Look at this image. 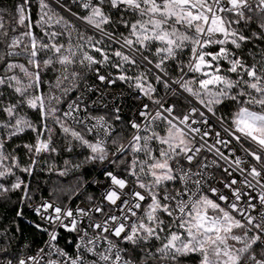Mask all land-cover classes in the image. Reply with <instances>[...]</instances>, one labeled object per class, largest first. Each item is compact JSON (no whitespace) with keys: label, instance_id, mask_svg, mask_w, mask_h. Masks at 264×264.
<instances>
[{"label":"snow or ice","instance_id":"obj_1","mask_svg":"<svg viewBox=\"0 0 264 264\" xmlns=\"http://www.w3.org/2000/svg\"><path fill=\"white\" fill-rule=\"evenodd\" d=\"M76 149L100 197L34 204ZM0 202L47 235L0 264H264V0L0 4Z\"/></svg>","mask_w":264,"mask_h":264},{"label":"trees","instance_id":"obj_2","mask_svg":"<svg viewBox=\"0 0 264 264\" xmlns=\"http://www.w3.org/2000/svg\"><path fill=\"white\" fill-rule=\"evenodd\" d=\"M15 2L16 0H0V4L8 7H11ZM30 136L29 133L24 139L27 140ZM65 159L79 163L83 159L82 150L76 149L72 153L61 151L59 156L54 157L57 166L55 170L37 172L30 179L31 190L35 196L34 204H39L42 199L57 200V202L68 204L76 196V200H87V196L93 188L89 182L101 170V167L99 165H85L79 170L69 167L66 175L61 176L59 172L65 168ZM18 195V193L12 195L13 202L17 200ZM14 207V203L4 204L0 202V227L11 229L13 253L26 255L32 252L36 244L43 240V236L31 225V221H38V217H35L30 209H25L24 217L14 220Z\"/></svg>","mask_w":264,"mask_h":264},{"label":"built area","instance_id":"obj_3","mask_svg":"<svg viewBox=\"0 0 264 264\" xmlns=\"http://www.w3.org/2000/svg\"><path fill=\"white\" fill-rule=\"evenodd\" d=\"M88 83L89 84H98V82L95 81L94 77L90 76L89 77V80H88ZM99 87L101 88V91H106V92H111V93H115L116 94V101H120V96H119V93L121 92V90L124 91L125 93V97H126V101L124 102V110H125V115H130V112H129V108L130 106L133 105V101L130 99V98H127V95H128V90L126 88L125 85H121V84H117L116 86L110 88V89H104V86L103 85H99ZM100 92H96V93H90L89 96H90V100H89V103L91 104V101L92 100H97L99 97H100ZM109 103V106H111V103L113 102L112 101V97L111 96H108L106 95L104 97V101H102L101 103ZM147 102V101H145ZM99 104L97 105V107L99 108ZM93 114H103L102 112H94ZM209 159H211V156L209 157ZM104 180V177L103 175L101 174V170L96 174L94 175L89 184H92L93 185V188L92 190L89 192L88 196H93L95 198H99L100 195H101V185L96 183V181H103ZM87 196V197H88ZM77 199V196L74 197L69 203L71 204L72 207H75L76 205H81V206H85L88 201L87 200H76ZM45 200H49V199H45ZM68 203V204H69ZM39 219V218H38ZM42 236H43V240L41 242H39L38 244H36V246L34 247L33 251L26 254V255H34L37 251V249L41 248L44 246L45 244V241L47 240V235L42 233ZM71 239L70 236H68L67 234H63L62 238L60 239V244L61 246H64L66 241ZM67 250L69 252H72L73 249L71 247H68Z\"/></svg>","mask_w":264,"mask_h":264}]
</instances>
